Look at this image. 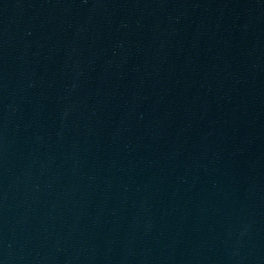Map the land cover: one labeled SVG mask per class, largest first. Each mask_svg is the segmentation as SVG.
Masks as SVG:
<instances>
[{"label":"water","instance_id":"95a60500","mask_svg":"<svg viewBox=\"0 0 264 264\" xmlns=\"http://www.w3.org/2000/svg\"><path fill=\"white\" fill-rule=\"evenodd\" d=\"M0 196L264 264V0H0Z\"/></svg>","mask_w":264,"mask_h":264}]
</instances>
